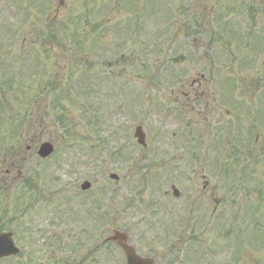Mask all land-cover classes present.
I'll list each match as a JSON object with an SVG mask.
<instances>
[{"label": "rangeland", "instance_id": "obj_1", "mask_svg": "<svg viewBox=\"0 0 264 264\" xmlns=\"http://www.w3.org/2000/svg\"><path fill=\"white\" fill-rule=\"evenodd\" d=\"M22 1L0 0V212L17 209L32 221L24 208L41 193L35 204L42 235L32 233L39 243L29 245L36 264H125L115 244L93 252L114 229L156 264H264V127L251 150L249 131L239 132L251 108L264 125V0H27L29 17ZM220 28L222 41L209 43ZM167 33L158 52L154 42ZM70 74L72 85H82L71 103L54 109L56 93L33 103L41 84ZM236 90L241 100L227 103ZM89 91L100 108L90 125L77 111ZM56 112L71 120L69 140L78 139L82 150L65 147L64 130L51 118ZM137 125L145 147L133 136ZM234 130L239 161L231 159L235 144L214 150ZM88 132L103 135L101 151L88 152L80 141ZM44 141L58 152L47 162L37 155ZM44 168L34 190L21 186V178ZM85 180L92 187L82 192Z\"/></svg>", "mask_w": 264, "mask_h": 264}, {"label": "flooded vegetation", "instance_id": "obj_2", "mask_svg": "<svg viewBox=\"0 0 264 264\" xmlns=\"http://www.w3.org/2000/svg\"><path fill=\"white\" fill-rule=\"evenodd\" d=\"M35 202H33V208H31L30 210L28 208H26L25 213H34V219L32 221L22 217V216H18L15 217L14 215H12L11 217L14 219L15 223L14 225L17 226V228L19 230H21L23 232L22 235V241L25 244L26 247V255L24 257L25 260V264H36V261L34 259V256L32 254H34L30 249H29V245L34 242L35 244L39 243V240L36 241L35 239L29 238L30 233H34V232H40V234L42 235V232L40 229H37L38 227H42V224L40 223V216L37 215V212L39 211V209L37 208V204H35ZM24 218V223L22 222ZM23 223V226H22ZM52 223H49V225H51ZM49 232H52L54 230V228H50L48 229ZM57 237V235H55ZM53 238V234L51 235V240ZM42 244H47L46 239H42L41 240ZM35 255V254H34ZM38 264H44L41 261Z\"/></svg>", "mask_w": 264, "mask_h": 264}, {"label": "water", "instance_id": "obj_3", "mask_svg": "<svg viewBox=\"0 0 264 264\" xmlns=\"http://www.w3.org/2000/svg\"><path fill=\"white\" fill-rule=\"evenodd\" d=\"M136 136L139 138L138 141L140 143H144V133L142 132L141 127L137 128ZM51 149L52 147L48 143H45L41 146L39 153L41 155H46L50 152ZM174 191L176 194H178L176 189H174ZM123 247L128 254L129 264H141V263L147 264L148 263L147 260L143 261L140 257L134 255L132 250L127 248L125 245H123ZM148 264H151V263H148Z\"/></svg>", "mask_w": 264, "mask_h": 264}, {"label": "trees", "instance_id": "obj_4", "mask_svg": "<svg viewBox=\"0 0 264 264\" xmlns=\"http://www.w3.org/2000/svg\"><path fill=\"white\" fill-rule=\"evenodd\" d=\"M69 90V89H68Z\"/></svg>", "mask_w": 264, "mask_h": 264}]
</instances>
